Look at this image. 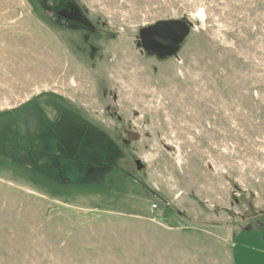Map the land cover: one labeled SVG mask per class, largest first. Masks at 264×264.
Segmentation results:
<instances>
[{"label": "rangeland", "instance_id": "1", "mask_svg": "<svg viewBox=\"0 0 264 264\" xmlns=\"http://www.w3.org/2000/svg\"><path fill=\"white\" fill-rule=\"evenodd\" d=\"M161 21L190 25L173 55L139 45ZM241 245L264 248V0H0V264Z\"/></svg>", "mask_w": 264, "mask_h": 264}, {"label": "water", "instance_id": "2", "mask_svg": "<svg viewBox=\"0 0 264 264\" xmlns=\"http://www.w3.org/2000/svg\"><path fill=\"white\" fill-rule=\"evenodd\" d=\"M189 33L190 25L182 21H161L140 31L139 45L161 56L173 55Z\"/></svg>", "mask_w": 264, "mask_h": 264}, {"label": "crops", "instance_id": "3", "mask_svg": "<svg viewBox=\"0 0 264 264\" xmlns=\"http://www.w3.org/2000/svg\"><path fill=\"white\" fill-rule=\"evenodd\" d=\"M240 248L242 250L238 249L239 251H237V256L239 257V261H241V262H243L245 264H250L251 263L250 259H251L252 255H254V257L263 258L264 259V248L256 250V249H252V248L251 249L247 248V246H243V245H241ZM243 250H245V251H243ZM245 257H248L249 259H247Z\"/></svg>", "mask_w": 264, "mask_h": 264}, {"label": "trees", "instance_id": "4", "mask_svg": "<svg viewBox=\"0 0 264 264\" xmlns=\"http://www.w3.org/2000/svg\"><path fill=\"white\" fill-rule=\"evenodd\" d=\"M75 15H76V18L79 20L78 21V24L80 25V26H82L83 25V20H81V18H80V15L77 13H75ZM41 130V129H40ZM43 137V135L41 134L39 137H37V138H42ZM113 164H111V166H112ZM99 167H101V168H103V167H106L107 165H98ZM108 166H110V165H108Z\"/></svg>", "mask_w": 264, "mask_h": 264}]
</instances>
